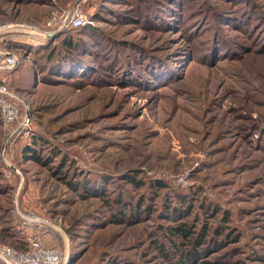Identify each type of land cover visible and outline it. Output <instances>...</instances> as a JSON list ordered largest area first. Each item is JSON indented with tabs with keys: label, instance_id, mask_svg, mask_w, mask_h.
Listing matches in <instances>:
<instances>
[{
	"label": "rangeland",
	"instance_id": "1",
	"mask_svg": "<svg viewBox=\"0 0 264 264\" xmlns=\"http://www.w3.org/2000/svg\"><path fill=\"white\" fill-rule=\"evenodd\" d=\"M173 1L0 0V51L17 57L3 78L19 111L9 125L0 116V243L58 245L59 264H170L154 244L177 255L190 240L166 227L192 222L207 226L205 242L223 228L202 259L264 264V0ZM167 4L177 23L162 19ZM74 7L89 25L87 66L62 74L55 59L41 73L34 61L58 34L40 30ZM35 139L46 164L22 155ZM150 180L164 185L152 192ZM81 181H102L110 203L82 195ZM169 191L186 194L170 204L188 216L163 217ZM127 193L151 214L110 220Z\"/></svg>",
	"mask_w": 264,
	"mask_h": 264
},
{
	"label": "trees",
	"instance_id": "2",
	"mask_svg": "<svg viewBox=\"0 0 264 264\" xmlns=\"http://www.w3.org/2000/svg\"><path fill=\"white\" fill-rule=\"evenodd\" d=\"M181 2L180 0H174L173 3H176V5ZM185 1L183 2V4ZM169 6L168 11L166 10L165 16L162 17L164 20L165 24H172L175 19V23H177L180 19H177L178 17H170L168 18V14L172 12L173 8H176L174 4H167ZM163 12V10H162ZM179 16V15H178ZM68 29H63L56 37L53 39V43L49 46L48 50L43 56V61H40V59H37L34 61V64L36 62H41L39 63L38 67L42 68L40 70L41 73H44L43 70L45 68V65L47 63H53L54 60L56 59L57 61L59 60L58 63H55L53 65V70H58L59 72H62V74H67L70 72H75L78 71L79 69L83 68L84 66H87L86 63L82 60L83 56L82 54L79 55L81 45L82 43H85L86 41H83L82 37L80 36L81 33L86 30H89V25L88 26H78L75 28H69ZM78 39H77V38ZM78 50V51H77ZM82 57V58H81ZM55 60V61H56ZM85 60V59H84ZM83 61V62H82ZM37 63V64H38ZM57 66V67H56ZM141 66H145V70L147 72L155 73L157 69H153L150 63H146L145 61L141 62ZM13 68V67H12ZM4 69L0 70V82H5V79L3 78V73L6 71H9L10 69ZM59 68V69H58ZM39 72V73H40ZM155 76V75H154ZM153 76V77H154ZM156 79H158L157 75L155 76ZM39 145V140L35 139L32 141V143H27L24 145V151L22 153L23 156H28L31 159L36 160L39 163L46 164L50 161L47 160L46 162L44 161V158L42 155H40L37 150V146ZM62 167V165H61ZM128 174V173H127ZM125 174L124 180L128 181L132 186H141L145 180L142 177H136V174L134 175H129L127 176ZM99 180H105L104 177L99 179ZM98 180V181H99ZM97 182V181H96ZM102 183V181H101ZM93 184V185H88V183L82 182V186H80V189H84V193L82 195H87V193H92V195L96 196H103L104 199L106 200V203H110L109 197L105 198L107 193H101L98 192L102 186V184ZM146 186L149 188L150 191H158L162 188L164 185L163 182L160 180H150L149 182H145ZM87 192V193H86ZM166 197L169 198V202H165L167 207L165 208L166 211H164L163 217L168 218L169 220H174L178 221L179 219H182L183 217H186L189 215V212H191V209L188 211V206H182V205H172L171 200L175 199L176 201H181L184 198H186L185 195H178L176 191H169L167 192ZM193 193H190L189 197L192 196ZM178 195V196H177ZM108 196V195H107ZM176 196V197H174ZM123 196L122 194H116L114 197V201L118 203V205H113L110 207V210L112 212L111 215L108 216L110 220L116 221V222H131L133 220H138L134 217L137 216H149L151 214V205H148V201H145V197L141 195V197H134L132 194L127 193L124 199H122ZM226 228V227H225ZM228 228V227H227ZM223 228L219 229L216 228L214 230V235L209 239V242H205L204 238L207 235V226L205 224H202L200 228H196L195 223H186V222H181V223H176V224H171L166 227V231L164 235L166 237H171L173 235H178L182 238H188L190 242L188 243L189 246L187 249H178L180 252L175 255V256H170L168 255L167 251H164L163 246L161 244H158L157 242L154 244L158 249H161V253L170 261V264H220V260H215L214 258L212 259H202V254L206 253L208 250V245L211 246L212 248H219L222 245V242L217 241L216 235L222 234ZM229 234L226 235V237ZM205 244L207 245L206 248L202 247ZM154 243V242H153ZM173 246L175 245V241H173ZM214 244V245H213ZM17 249H21V246L15 247ZM259 261H263V258L257 257Z\"/></svg>",
	"mask_w": 264,
	"mask_h": 264
},
{
	"label": "built area",
	"instance_id": "3",
	"mask_svg": "<svg viewBox=\"0 0 264 264\" xmlns=\"http://www.w3.org/2000/svg\"><path fill=\"white\" fill-rule=\"evenodd\" d=\"M86 21V16L77 7H74L71 11H65L61 16L54 15L49 18L46 28L40 31L43 34V32L50 33L65 27L74 28ZM16 63L15 54L0 51V70L12 68ZM11 96L12 93L8 85L5 82H0V116L4 126L11 124L19 112ZM26 122L27 118L22 121L21 126ZM31 220L34 221L37 218L34 217ZM29 244L28 249L17 250L0 243V264H59L63 258L62 248L58 245L46 246L37 238L30 239Z\"/></svg>",
	"mask_w": 264,
	"mask_h": 264
},
{
	"label": "water",
	"instance_id": "4",
	"mask_svg": "<svg viewBox=\"0 0 264 264\" xmlns=\"http://www.w3.org/2000/svg\"><path fill=\"white\" fill-rule=\"evenodd\" d=\"M59 33H60V30H56L53 33L49 34L48 36L51 37V38H54Z\"/></svg>",
	"mask_w": 264,
	"mask_h": 264
}]
</instances>
